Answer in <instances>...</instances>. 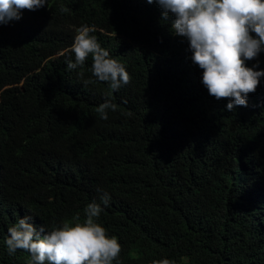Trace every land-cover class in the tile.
Instances as JSON below:
<instances>
[{
  "label": "trees",
  "instance_id": "trees-1",
  "mask_svg": "<svg viewBox=\"0 0 264 264\" xmlns=\"http://www.w3.org/2000/svg\"><path fill=\"white\" fill-rule=\"evenodd\" d=\"M173 20L146 0H48L0 23V264H34L7 251L18 219L44 236L104 192L95 222L121 245L113 264H264V76L228 111ZM83 25L128 72L118 91L91 54L67 69ZM245 66L264 71V51Z\"/></svg>",
  "mask_w": 264,
  "mask_h": 264
},
{
  "label": "clouds",
  "instance_id": "clouds-1",
  "mask_svg": "<svg viewBox=\"0 0 264 264\" xmlns=\"http://www.w3.org/2000/svg\"><path fill=\"white\" fill-rule=\"evenodd\" d=\"M162 9V19L174 20L171 30L185 37L192 51V61L203 70L202 83L209 95L217 100L227 99V110L236 106L247 107V97L254 93L264 71L245 66L246 60L255 59L264 51V0H146ZM48 4V0H0V23L21 19L22 10L34 11ZM62 12L69 11L61 7ZM94 27L86 25L77 29L71 51L75 60L69 59L68 70L82 68L89 54L92 56V74L101 82H108L112 91H118L130 82V76L109 52L102 48ZM255 33L256 38L251 35ZM258 67V65L254 66ZM88 83V81H86ZM115 111L117 105L110 100L100 104L96 111L104 120L107 110ZM102 191L98 189V192ZM110 197L106 192L100 202L93 201L85 208L86 219L79 217L64 221L42 236L29 221L31 216L18 219L8 228L6 240L10 255L17 249L31 254L34 264H113L121 252L116 237L109 238L96 218L107 206ZM152 264H173L168 259L153 260Z\"/></svg>",
  "mask_w": 264,
  "mask_h": 264
}]
</instances>
